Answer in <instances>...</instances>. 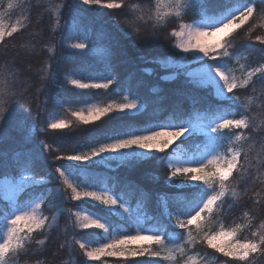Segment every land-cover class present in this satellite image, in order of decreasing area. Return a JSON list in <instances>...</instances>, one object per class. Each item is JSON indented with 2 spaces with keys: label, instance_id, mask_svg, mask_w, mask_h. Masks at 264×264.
Instances as JSON below:
<instances>
[{
  "label": "snow or ice",
  "instance_id": "6c2138e0",
  "mask_svg": "<svg viewBox=\"0 0 264 264\" xmlns=\"http://www.w3.org/2000/svg\"><path fill=\"white\" fill-rule=\"evenodd\" d=\"M42 3L43 0L27 4L21 0H6V3L0 0V44L32 27L30 10L40 8ZM65 9L71 13V23L61 25ZM108 9L119 10L125 16L124 19L113 16L110 21L122 35L143 36L150 30L151 35L144 38L146 44L158 43V30L175 25L169 33L174 41L169 58L148 60L142 56L140 59L175 70L171 75L161 76L162 81H175L181 75L187 78L176 94L190 99L193 107L186 111L182 100L170 107L163 106L164 97L159 95L162 89L153 86L154 107H149V102L143 99L138 103L137 99L126 96L124 103L112 100L99 105L85 101L84 107L73 110V102L65 97L37 123L48 101L36 103L33 117L35 101L26 100L24 92L12 91L16 83L15 68L7 65L0 68V142L8 138V125L17 115L22 117L16 121L18 125L30 123L33 131L43 135H48L49 130H71L74 124L94 125L109 114L121 121L118 127L104 132H97L95 127L85 129L96 134L77 140L73 154L55 155L64 153L68 145L61 143L53 149L43 139L37 142L36 138L28 137L19 149L11 153L0 151V224L4 229L0 236V264H10V258L15 260L29 254L35 236H44L45 239L38 241L44 245L57 233L65 237L61 248L72 247L77 251L78 246V254L86 258L82 264L101 260L108 264L106 258H117L122 264H212L200 257L198 246L227 258L221 264H255L250 258L264 255V220L255 226L251 210L244 209L253 202L261 204L264 211V202L255 199L258 194L254 176L264 175L261 171L264 144L251 156L253 146L249 141L253 137L251 132L245 135L244 130L258 127L249 113L257 101L264 108V94L242 99L236 92L249 87L255 91L254 77L264 82V34L253 36L258 25L250 24L258 10L264 16V0H78L75 12L68 0L62 3L48 0L44 11L55 16L53 31L67 28L60 39L61 47L81 52L96 50L90 48V32L96 25L99 33L109 39V46L103 49L105 59L101 69L91 73L75 66L71 69L72 75L79 74L88 82L63 74L65 82L76 89L108 90L113 84L127 83L126 90H131L130 80L121 81L112 63L115 44L104 28L108 22L91 21L87 15L89 11ZM17 11L19 18L6 23V15ZM245 26H248V42L241 47L234 41L238 30ZM70 39L77 42L67 44ZM28 52L35 53L36 44L25 49V54ZM243 52L248 56L242 55ZM233 60L239 64V75ZM241 60L247 62L240 63ZM61 61L75 65L64 53L56 63ZM253 61L257 66H252ZM50 69L51 63L46 64L43 74L46 86L42 85L41 94L51 95V87L62 77L59 67L56 71ZM143 72L151 75L153 69L145 67ZM205 86L214 90L215 100L199 107L195 92ZM49 157L66 163L52 167ZM147 162L164 169V182L169 189L168 193L158 194L160 210L152 214L145 211L147 193L123 181L143 197L133 208L125 198L127 193L117 190L121 184L119 176L107 175L118 173L121 168L131 172ZM100 166L106 169L104 177L93 175ZM80 185H84V190H80ZM97 188L100 190H89ZM248 191L254 194L244 199ZM73 201L91 204L100 211L91 214L87 209L73 211L66 206ZM237 208L242 210L245 222L233 220L226 225L224 218ZM45 209L52 215H45ZM62 218H66L63 229L59 223ZM77 229L96 230L102 239L88 238ZM133 230L134 234H127ZM245 230L250 237L241 238ZM142 256L158 259L143 262L132 259Z\"/></svg>",
  "mask_w": 264,
  "mask_h": 264
},
{
  "label": "trees",
  "instance_id": "16d2710c",
  "mask_svg": "<svg viewBox=\"0 0 264 264\" xmlns=\"http://www.w3.org/2000/svg\"><path fill=\"white\" fill-rule=\"evenodd\" d=\"M34 0H22V3H32ZM63 0H56V3H62ZM133 2H140V0H133ZM154 2V0H153ZM68 3L72 5V11L75 12L78 8V0H68ZM48 6V0H43V3L40 8H33L30 10L31 19L33 21V26L30 27L27 31H21L16 33L11 38H6V44H0V68L13 67L16 70V83L12 91L24 92L26 93L25 99L28 101H35L32 104V113L36 108V103H39L43 99V95L39 93L38 89L43 82V69L45 65L50 61L51 71H56L59 67L62 70V77L58 84L53 85L50 89L51 92V103L50 105L54 108V105L59 100H63L65 97L70 99L72 104H84L85 101H91L96 93L94 90H79L75 86L70 85L65 82L63 74L70 73L71 69L75 66L78 69L83 68L87 73L94 72L102 68L105 53L104 48L109 46V39L102 36L99 31V25L93 28L90 32V41L85 40V43H90L91 49H96L94 51H84L66 49L65 47L60 46V39L63 34H66L67 28L61 27L58 31H53L55 28V16L45 12L44 10ZM94 7V6H93ZM40 14H43V18L40 19ZM19 16V11L14 12L11 16ZM71 13L68 9L64 10V14L61 18V25H64L65 22L71 23L69 20ZM88 18L91 21H100L108 22L104 24V28L110 34L111 42L115 44L113 49L115 56L112 58V63L116 68V73L120 77L121 81H125L126 78L130 80L131 90L127 89V83L117 85L113 84L111 87L117 93L129 92L132 97L138 99H143L149 102V107H154V104H151L152 101L156 99V96L151 92L153 86H158L162 91L159 93L160 96L164 97L163 106L170 107L176 104L178 101L182 100V106L186 111H191L193 105L190 99L178 97L176 94L177 89L184 86V81L187 78L178 76L175 81H162L161 76H164L171 69H163L158 64H149L145 60H141L140 57H145L150 60L153 58L165 59L171 56L173 51L172 41L169 37V33L172 30V27L175 25H170L165 28L158 30L160 36V41L158 43H144V38L151 35V31H145L143 36H124L121 33L114 30L110 21L113 16L117 19H124L125 16L119 12V10H102V11H89ZM40 19L39 27H36V21ZM187 19V18H186ZM258 25L255 28L252 35L264 34V16L259 14L254 15L250 24ZM149 25V29H150ZM248 26H245V29L238 30L239 34H236V40L234 43L238 46L243 47L248 42L246 35V29ZM77 30L78 27H77ZM258 43V42H257ZM32 44H36V52H28L25 54V49L31 47ZM51 48L53 51L49 52L48 49ZM17 52L20 55H17ZM64 53L71 57L75 62L73 64L65 65L63 61L60 64L56 63V60L60 57V54ZM245 55L248 56V53L245 52ZM258 55V54H257ZM51 57V60L49 59ZM14 61V63H12ZM252 66H257L253 61L251 62ZM145 67L152 68L153 73L148 75L143 72ZM133 74L129 76V74ZM80 78L83 76L77 74ZM254 80V89L249 87L247 90H239L236 92L239 96L249 97V96H260L264 94V82L258 81L256 77ZM214 90L205 86L200 88L195 92V96L199 99V107H203L209 101H214ZM259 101H257V106H253L251 112L249 113L255 119L256 125L258 126L255 130H244L245 135H248L251 132L253 139L249 141V144L253 146L252 151L250 152L251 156H255L256 152L260 150L262 144H264V108L259 107ZM7 107V105H5ZM111 117V118H110ZM20 115H17L16 119L8 125V138L3 142H0V151L11 153V151L19 149L21 145L24 144V141L17 140L20 137V134L28 127L27 125H18L17 120L21 119ZM121 124V121L115 119L113 114L103 117L100 121H96L95 124L90 125H73L71 130H49L48 135L38 134L33 132L29 139L36 138L37 142L39 139L47 141L51 144L53 149H56L60 146L61 143L68 145L64 153H55V155L61 154H73V149L75 148V142L79 139H87L89 135H94L96 133H87L85 129L95 127L97 132H104L118 127ZM23 130V131H21ZM63 133L64 135H60ZM179 143V141H177ZM12 145L11 149L6 151V147ZM249 150V145H245V151ZM243 160V157H242ZM49 164L52 167L64 164L66 162L55 161L54 157L48 158ZM264 172V169L261 170ZM106 174V169L103 166L96 168L93 172V175L96 177H104ZM109 176H119L121 180L120 187L117 189L122 190L127 193L126 199L131 203L132 207L135 208L137 202L141 201L143 197L136 188H130L125 186L123 181L127 180L133 185L138 186L139 189H142L145 193L148 194V206L145 211L148 214L158 212L160 209L157 205V197L160 193H168V186L164 182V169L160 166L154 165L152 162H147L140 165L134 171L129 172L127 169L121 168L118 173H107ZM255 179V199L264 202V175L254 174ZM84 186V185H83ZM242 187V186H241ZM238 190H241L238 188ZM253 191H248V197L253 196ZM24 198V194H21V199ZM244 200L241 201L243 203ZM0 206H2V200H0ZM69 208H72L73 211L76 209H87L90 212H98V208H94L91 204H85L81 201H73L72 203L66 205ZM262 205L249 202L248 209L251 210L253 215V224L258 226L261 220H264V211H261ZM48 212L45 209L44 213ZM50 213V212H48ZM51 214V213H50ZM106 215V213H105ZM120 218H117L119 220ZM233 220L236 223L245 222L242 218V210L237 208L234 212L229 213L224 218V223L226 225L230 224ZM66 222V218H62L59 223L61 229H63ZM253 230H255L253 228ZM78 233L87 234L88 238L102 239V234H97L96 230H76ZM134 231V230H133ZM2 233V226L0 224V236ZM133 233L128 232L127 234ZM72 233H69V235ZM241 238L246 236L250 237V233L245 230L240 234ZM45 239L44 236H35V241L32 245V249L29 254L22 255L17 259L19 264H37L38 261H42L43 264H75L72 262V256L75 251L72 247L61 248L60 245L65 243V237L62 235L53 234L51 238L48 239V242L44 245L38 244V241ZM70 243V241H69ZM77 247V246H76ZM198 251L200 255L205 257H215L216 261H223L227 258L223 257L221 254L215 253L214 250L208 249L205 246H198ZM108 264H122L121 260L117 258H106ZM137 261H147V260H156L158 258H150L147 256L135 257L132 258ZM255 264H264V255L254 256L250 258ZM83 259L79 264H82ZM93 264H104V261H94Z\"/></svg>",
  "mask_w": 264,
  "mask_h": 264
},
{
  "label": "rangeland",
  "instance_id": "374dc122",
  "mask_svg": "<svg viewBox=\"0 0 264 264\" xmlns=\"http://www.w3.org/2000/svg\"><path fill=\"white\" fill-rule=\"evenodd\" d=\"M21 2H22V0H21ZM5 3H6V0H5ZM255 15V14H254ZM17 18H19V16L18 15H16V16H11V15H6V18H5V22L6 23H14L15 22V20L17 19ZM252 23V22H251ZM253 24V23H252ZM75 42H77L75 39H70V40H68V41H66V43L67 44H71V43H75ZM85 42V41H84ZM242 55H244L245 57H247V55H245V52H243V53H241ZM169 58V57H168ZM165 59H167V58H165ZM247 61L246 60H241V62L240 63H246ZM48 63H50V61H48ZM47 63V64H48ZM233 66L237 69V75H239L240 73H239V64H236V62H235V60H233ZM195 66V65H194ZM45 68V67H44ZM50 70H52V68L50 69ZM173 71H175L174 69H171V70H169L166 74H164V76L165 75H171V73L173 72ZM43 74H44V69H43ZM43 74H41L42 75V77H43ZM69 76H71V78H77V79H84V78H80V76H78V75H72V73H71V71H70V73H67ZM181 77H183L182 75H181ZM183 78H185V77H183ZM43 82L41 83V86L39 87V89H38V94L39 93H41L42 91H43V89H42V85H45L46 86V81H44V80H42ZM84 82H88V80L87 79H84ZM92 91V90H91ZM95 91V93H96V96L91 100V101H89V102H91V103H96V104H99V105H104V104H106V103H108V102H110V101H112V100H114L116 103H124V102H126L125 101V99H124V97H128L129 99H137V102L139 103L140 102V99H138V98H134V97H132L130 94H129V92H124V93H117L115 90H113L112 89V87L110 86V88L108 89V90H103V89H100V90H94ZM49 93L48 92H44V97H43V99L41 100V101H44V100H47L48 101V104H47V107H45L44 108V111L41 113V115L39 116V118L37 119V123H40V122H42L44 119H45V117L48 115V113L53 109L52 108V106L50 105V103H51V96H49L48 95ZM238 95V94H237ZM239 96V95H238ZM241 98L243 99V98H247V97H244V96H242L241 95ZM40 101V102H41ZM60 101V100H59ZM85 106V104H81V105H78V104H71V107H72V109L73 110H78L79 108H81V107H84ZM35 115H36V108H35V110H34V112L32 113V116L33 117H35ZM41 126H43L42 125V123H41ZM26 131L24 130H21V131H23L21 134H20V137H18L17 138V140H21V142H23V141H25V138L26 137H28V138H30V136H31V134L34 132L33 130H32V128H31V124L29 123L28 124V127H26ZM11 147H12V145H9V146H7L5 149H6V151H8V150H10L11 149ZM61 162H63V161H61ZM61 165H57V166H54V167H60ZM80 190H84V186L83 185H80ZM89 190H100L99 188H97V189H89ZM67 194V193H66ZM80 209H76L75 211H79ZM92 212H90L89 211V214H91ZM45 215H48V216H51L52 215V213L50 214V213H48V212H45L44 213ZM1 226H2V233H1V236L3 235V231H4V229H3V225L1 224ZM79 231L81 230V231H83V230H88V229H78ZM90 230H93V229H90ZM133 233H131V234H134V231H132ZM71 235H73V234H70L69 236H71ZM78 239L80 238L79 236L77 237ZM95 246V245H94ZM200 257H204V258H206L209 262H212V264H221V262H219V261H216V258L215 257H205V256H203V255H200ZM83 259H86V258H84V257H82V256H80L79 254H78V246H77V251H75L74 253H73V256H72V262L73 263H75V264H79V262H81ZM10 264H19L18 263V261H17V259H15V260H11V258H10Z\"/></svg>",
  "mask_w": 264,
  "mask_h": 264
}]
</instances>
